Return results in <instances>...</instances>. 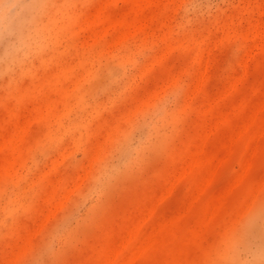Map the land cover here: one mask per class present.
<instances>
[{"label":"rangeland","instance_id":"rangeland-1","mask_svg":"<svg viewBox=\"0 0 264 264\" xmlns=\"http://www.w3.org/2000/svg\"><path fill=\"white\" fill-rule=\"evenodd\" d=\"M5 8L0 264H264V0Z\"/></svg>","mask_w":264,"mask_h":264},{"label":"bare ground","instance_id":"bare-ground-1","mask_svg":"<svg viewBox=\"0 0 264 264\" xmlns=\"http://www.w3.org/2000/svg\"><path fill=\"white\" fill-rule=\"evenodd\" d=\"M12 23V20H11V17H9L8 15V12H7V9H3L2 13H0V29L2 28V26H8L9 23ZM255 120V119H254ZM254 120H251V121H254ZM254 123V122H253ZM143 250V249H142ZM140 255V254H139ZM133 262V261H132ZM137 262V261H136ZM129 263L131 264V261H129ZM128 262L125 263V264H129ZM136 264V263H134Z\"/></svg>","mask_w":264,"mask_h":264}]
</instances>
